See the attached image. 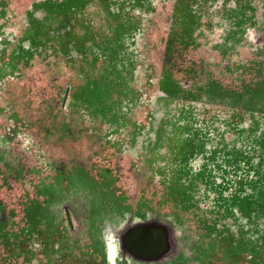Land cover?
I'll return each mask as SVG.
<instances>
[{
  "label": "rangeland",
  "instance_id": "obj_1",
  "mask_svg": "<svg viewBox=\"0 0 264 264\" xmlns=\"http://www.w3.org/2000/svg\"><path fill=\"white\" fill-rule=\"evenodd\" d=\"M0 264H264V0H0Z\"/></svg>",
  "mask_w": 264,
  "mask_h": 264
}]
</instances>
